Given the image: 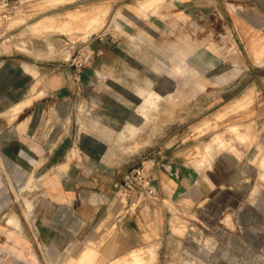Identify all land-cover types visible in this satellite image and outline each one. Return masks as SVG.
<instances>
[{
  "label": "rangeland",
  "instance_id": "obj_1",
  "mask_svg": "<svg viewBox=\"0 0 264 264\" xmlns=\"http://www.w3.org/2000/svg\"><path fill=\"white\" fill-rule=\"evenodd\" d=\"M8 27L0 54L18 55L32 71L90 34L102 33L106 41V31L115 28L120 65L76 90L72 125L91 132L97 147L87 152L94 165L80 168L83 174H121L174 146L189 148L197 168L215 177L211 194L173 213L155 244L113 259L95 245L88 260L78 261L85 246H75L61 260L37 243L24 213L37 185L33 167L27 177L6 159L0 164V264H264V220L242 218L264 191V146L251 138L255 119L246 120L264 110V0H20ZM92 95L116 96L119 104L86 103ZM148 97L151 104L144 103ZM237 98L243 101L227 111ZM254 133L260 138V130Z\"/></svg>",
  "mask_w": 264,
  "mask_h": 264
},
{
  "label": "crops",
  "instance_id": "obj_2",
  "mask_svg": "<svg viewBox=\"0 0 264 264\" xmlns=\"http://www.w3.org/2000/svg\"><path fill=\"white\" fill-rule=\"evenodd\" d=\"M112 30L115 28L106 31V41L91 42L102 47L103 54L80 72L64 62L68 50L54 63L35 65L34 71L28 69L29 61L18 55L0 54V164L6 159L17 162L27 177V168L33 167L37 185L25 199L24 213L35 227L37 243L55 256L62 254L61 260L75 246L98 245L103 257L113 259L155 244L164 238L172 214L209 196L214 183L215 176L207 177L197 168L195 156L186 154L189 148L174 146L159 149L148 160L155 194L135 210H127L125 199L113 186L126 170L107 176L83 174L80 168L94 165L87 152L97 147L91 132H78L72 125V114L80 99L76 90L84 83L94 85L101 71L120 65L123 47L113 38ZM256 49L253 45L252 50ZM35 75L42 79L41 85H36ZM113 98L116 96L92 95L84 101L119 104L118 98ZM9 110L12 113L4 116ZM248 119H255L252 125L261 131L259 138L253 130L251 138L261 139L264 146V110L252 112ZM79 133L83 137L77 141ZM137 198L133 194L129 200ZM256 199L253 208L242 212L245 221L264 220V191ZM27 205H31L29 210ZM81 256L82 250L76 260Z\"/></svg>",
  "mask_w": 264,
  "mask_h": 264
},
{
  "label": "built area",
  "instance_id": "obj_3",
  "mask_svg": "<svg viewBox=\"0 0 264 264\" xmlns=\"http://www.w3.org/2000/svg\"><path fill=\"white\" fill-rule=\"evenodd\" d=\"M19 1L0 0V44L8 38L6 36L11 31L8 23L11 18L16 16ZM89 37L91 38L82 45L68 47V56L64 62L74 67L78 72L90 66L95 58L103 54L102 47H94L91 44L93 40L103 41V34L97 33L94 36L90 34ZM151 170L152 165L147 160L131 167L120 179L113 182L114 188L125 199L127 210L130 208L135 210L145 198L155 194ZM133 194H137L138 198L129 200Z\"/></svg>",
  "mask_w": 264,
  "mask_h": 264
},
{
  "label": "bare ground",
  "instance_id": "obj_4",
  "mask_svg": "<svg viewBox=\"0 0 264 264\" xmlns=\"http://www.w3.org/2000/svg\"><path fill=\"white\" fill-rule=\"evenodd\" d=\"M92 28V27H91ZM91 28H89L90 30H88L87 32L89 33V32H91L93 29H91ZM256 47V46H255ZM148 96H150V95H148ZM156 97H160V94H158V95H156ZM247 97V96H246ZM151 100H152V98H150V97H148V98H146V100L144 101V103L145 104H151ZM243 101V98H238L237 100H236V102H234L232 105H230L228 108H227V111H228V109H231V107H234L235 105H237V104H239V103H241ZM247 102V101H246ZM239 108V107H238ZM136 116V114L134 113V112H132V114H131V118H132V121H131V126H132V130H131V133L133 134V133H135L136 132V128H138L136 125V121H135V119H134V117ZM129 125V124H128ZM126 126V125H125ZM128 128V127H127ZM123 132V131H122ZM130 133V132H129ZM12 220V219H11ZM93 248H88V247H85L84 248V250H83V252H82V259H87L88 257H90L91 256V254L93 253ZM81 259V260H82ZM88 260V259H87ZM82 263H83V261H82Z\"/></svg>",
  "mask_w": 264,
  "mask_h": 264
}]
</instances>
